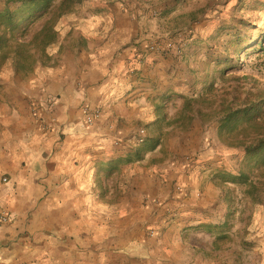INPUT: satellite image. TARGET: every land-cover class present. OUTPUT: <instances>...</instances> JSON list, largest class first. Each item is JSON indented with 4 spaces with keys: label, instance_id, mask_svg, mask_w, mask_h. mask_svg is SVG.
<instances>
[{
    "label": "crops",
    "instance_id": "0c3cea01",
    "mask_svg": "<svg viewBox=\"0 0 264 264\" xmlns=\"http://www.w3.org/2000/svg\"><path fill=\"white\" fill-rule=\"evenodd\" d=\"M112 14L113 18L131 21L120 11ZM87 40H81L76 62L58 83L63 96L55 116L44 109L31 113L24 102L27 96L21 95L13 98L20 100L13 106L17 110L9 107L14 121L0 124V218H8L0 222V264H162L164 258L158 253L171 238L177 237L181 243H175L178 250L187 248L183 233L188 225L178 222L174 224L175 236L170 229L162 239H148L139 229L142 220L151 222L159 209L172 205L180 206L183 216L194 217L204 211L199 207L207 198L199 197L195 175L171 172L168 176L154 152L141 162L122 166L115 189L126 195L118 202L98 169L103 157L114 161L132 152L128 144L134 136L146 126L156 127L161 104H181L182 94H187L196 80L185 70L187 59L199 60L193 54L194 47L186 49V62L182 63L164 52L160 53L164 56L147 53L145 59L139 58L137 52H144L147 43L136 41L129 48L125 32L109 39L103 54L92 53L95 46ZM190 61L188 68L199 63ZM85 102L102 110L93 125L85 122ZM3 177L8 179L5 185ZM174 177L177 185H183L179 192L173 188ZM128 210L131 215L124 213ZM118 211L125 222L136 223L127 238L141 241L146 257L112 238L98 245L99 220L105 224ZM205 223L214 220L203 218L196 224ZM189 237L195 241L194 234ZM260 254L264 258V250ZM185 261L180 257L175 263Z\"/></svg>",
    "mask_w": 264,
    "mask_h": 264
},
{
    "label": "rangeland",
    "instance_id": "374dc122",
    "mask_svg": "<svg viewBox=\"0 0 264 264\" xmlns=\"http://www.w3.org/2000/svg\"><path fill=\"white\" fill-rule=\"evenodd\" d=\"M62 1L54 0L50 14L30 29L33 36L49 20L54 19L57 39L48 49L51 59L42 60L29 73L19 72L11 61L1 69L0 124L14 121L9 107L17 105L20 100L13 98L27 96L24 102L31 113L34 112L35 104L48 95H57L61 100L63 95L58 83L67 76L70 65L76 62L78 54L75 52L80 47L81 40L89 38L91 45L95 46L92 53L103 54L105 43H111L109 39L125 32L129 48L134 47L136 41L147 43L144 52H137L139 58L145 59L147 53L160 55L164 52L165 55L172 54L182 63L186 62V49L194 47L193 54L199 60L192 61L199 63L188 68L189 58L188 64H185L186 72L195 75L190 76L196 79L192 81L194 86L189 88L187 94H182L180 105L169 102L160 105L163 108L161 115L167 116V122L156 124L154 129H151L152 125L144 129L147 132L145 142L148 139L159 141L160 144L154 151L156 161L167 168L168 176L171 172L176 176L181 172H190L199 180L197 193L199 197L203 195L207 198L205 201L201 200L203 202L199 207H204V211L194 217L192 214L183 216L182 212L179 214L181 207L172 205L173 207L169 206L161 211L159 209L154 214L153 221H147L148 218L142 220L139 229L148 239H162L170 229L175 236L174 224L182 222L188 225L183 233V241H188L187 248L178 250L175 243H181L176 240L177 237L174 240L171 238L165 250L158 253L159 257L164 258L162 264H264V258L260 254V250H264V169L255 170L251 174L254 189L252 197L246 195L245 186L224 183L219 179V175L224 173H239L244 158L242 149L233 147L229 139L225 141L220 137L219 128L227 111L243 109L248 100L256 95H264V53L259 50L261 46L264 47V0H150L145 8L129 13L121 7L124 0H76L68 12L59 15ZM7 7L15 10L18 4L7 5V0H0V13ZM115 11L127 14L131 21L113 18L112 13ZM163 30L166 32H162ZM189 34H194V41L190 40ZM236 34L246 50L239 56L234 53V47L238 45ZM179 45L183 46L181 56H177L174 51V47ZM152 47H156L155 50ZM222 56L225 57V60L221 58L224 64L219 65V57ZM226 61H232L227 64L232 65V68L224 71ZM212 82L214 87L211 93L207 91V86ZM185 99L193 101L190 122L184 113L179 120L178 113ZM13 108L14 111L17 110L16 107ZM174 111L178 112L170 116L169 113ZM175 119L181 122L171 125ZM1 133L3 129L0 127ZM208 141H213L218 150L213 151L208 147ZM144 143L128 146L135 151L142 148ZM150 153L153 152L148 154ZM102 159L104 161L98 167L100 173L111 162L106 157ZM171 166L174 167L169 168ZM102 175L107 187L114 190L112 195L116 202L120 197L125 198L126 194L115 189L119 186L116 179L120 174L115 172L109 176L102 172ZM4 177L1 181L3 185L8 183V179ZM163 181L166 184L167 181ZM172 183L178 192L182 190L183 185H177V177H174ZM125 186L131 190L130 183ZM124 213L132 214L129 210ZM121 215L118 211L105 224L99 220L98 245L106 244L112 238L117 244H124V247L128 246L136 254H142L140 246L143 243L138 242L136 237H130V241L127 238L128 235L132 236L136 223L125 222ZM203 218L213 219L214 223L197 225ZM190 223L194 224L189 226ZM209 225L227 227L228 231L224 234L228 241L219 242V249L215 245L216 235L208 233L205 228ZM192 234L195 241H190L189 235ZM196 241L199 242L196 244ZM178 256L186 261L175 263L176 258H180Z\"/></svg>",
    "mask_w": 264,
    "mask_h": 264
},
{
    "label": "trees",
    "instance_id": "16d2710c",
    "mask_svg": "<svg viewBox=\"0 0 264 264\" xmlns=\"http://www.w3.org/2000/svg\"><path fill=\"white\" fill-rule=\"evenodd\" d=\"M75 2L76 0H63L59 7V15L68 12ZM14 3L18 4L15 10L7 7L0 13V71L11 61L14 63L16 70L29 73L42 60L46 59L48 61L51 59L48 55V49L57 39L53 24L54 19L49 20L33 36L30 29L36 22L43 20L50 14L54 0H7V5ZM235 37H237L235 40H237L236 44L238 43V45L234 47V53L239 56L246 50L240 44L239 36L236 34ZM189 38L194 41V34H189ZM259 50L264 53L263 46ZM38 54H41V56L38 57ZM228 57L229 54L226 56L227 60ZM219 58L221 60L219 65H223L225 57ZM230 62L232 61L225 62L224 71L232 68V65H227ZM213 87L214 83L212 82L207 86V91L212 93ZM161 109L163 110L162 107L158 108V119L155 124L167 122V116L161 115ZM192 110L193 101L185 99L183 107L178 113L180 114L179 120L184 113L190 122L192 120L190 115ZM177 122L181 121L175 119L170 124H176ZM219 133L222 139L225 141L229 139L233 147L240 148L244 152L240 172L234 175L224 173L219 175V179L224 183L245 186L247 188L246 195L252 197L254 189L251 185V174L255 170L264 169V95H256L251 98L243 109L228 110L220 125ZM159 144V141L148 139L142 148L135 151L131 150L132 152L125 158L107 163L102 172L111 176L113 173L119 172L122 166L143 161L145 155L154 152ZM205 228H207L208 233L216 235V249L220 248L219 242L225 243L228 241V237H225L224 234L227 227L209 225Z\"/></svg>",
    "mask_w": 264,
    "mask_h": 264
},
{
    "label": "built area",
    "instance_id": "2783aa9c",
    "mask_svg": "<svg viewBox=\"0 0 264 264\" xmlns=\"http://www.w3.org/2000/svg\"><path fill=\"white\" fill-rule=\"evenodd\" d=\"M149 4H150V0H124L121 7L124 8L125 12L129 13V12H133L134 10H138L140 8H145ZM154 15L156 14L154 13ZM155 48L156 47H152V50H155ZM174 51L177 56H181L183 52V46L179 45V46L174 47ZM59 101L60 99L57 95H48L44 99L39 100L38 103L35 104L34 112L38 113L40 112L41 109H44L45 112L51 113L52 115L55 116V112L57 108L59 107L58 106ZM83 111L85 114V122L87 123V125H93L94 122L100 117L102 113L100 108L93 106L87 102L83 104ZM46 123L47 121L44 122L45 125ZM49 127L53 128L52 124L49 123ZM137 135L138 136L136 137V139H133L131 144L141 145L145 142L146 137H147L145 129H141L137 133ZM207 146L210 147L213 151L218 150V146L213 141H208ZM7 221H8V218L4 216L0 218V222L2 223L7 222Z\"/></svg>",
    "mask_w": 264,
    "mask_h": 264
},
{
    "label": "clouds",
    "instance_id": "9594fccd",
    "mask_svg": "<svg viewBox=\"0 0 264 264\" xmlns=\"http://www.w3.org/2000/svg\"><path fill=\"white\" fill-rule=\"evenodd\" d=\"M146 141V140H145Z\"/></svg>",
    "mask_w": 264,
    "mask_h": 264
}]
</instances>
